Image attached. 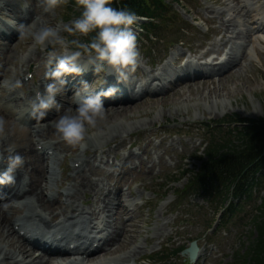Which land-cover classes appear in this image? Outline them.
I'll return each mask as SVG.
<instances>
[{
    "label": "bare ground",
    "instance_id": "1",
    "mask_svg": "<svg viewBox=\"0 0 264 264\" xmlns=\"http://www.w3.org/2000/svg\"><path fill=\"white\" fill-rule=\"evenodd\" d=\"M212 1L218 6L202 7L197 15L204 23L212 25L216 39L208 44L189 45V54L177 48L164 62L143 69L138 79L130 77L127 83H118L116 76L106 71L96 73L94 66L88 65L85 54L80 62L86 69L82 73L85 75L81 79L78 78L81 75L75 74L64 77L65 90L56 97L60 111L49 110L37 121L30 115L29 102L37 91L42 92L53 82L46 76L49 71L47 52L42 53L37 48L30 50L27 45L32 41L20 40L16 27L24 24L35 30L56 26L37 0H27V11L21 8L24 0H0V12L5 10L9 19L0 21V117L5 119L6 129L15 125L12 120L15 116L21 123L29 124L22 138L17 139L9 130L7 139L0 141V154L4 157L0 159V174L7 169L5 149L9 144L15 145L16 152L24 157L23 167L14 173L15 183L0 185V264H131L144 255L150 238L157 239L158 245L170 238L171 232L162 227L165 223L158 226L156 220L149 236V231L142 230L149 220L136 221L131 216L133 208L140 210L143 204L137 205L136 200L142 194L136 187L134 191L138 196L135 197L130 183L137 175L146 178L158 175L161 169L167 168L164 156L169 160L175 157L173 142L160 137L161 131L152 133L151 126L164 119V106H171L175 116L188 115L190 107L200 115L214 110H220V115L230 111L228 98L241 91L235 80L239 81L248 68L252 70V62L255 57L259 59L258 54L264 55V0ZM19 45L25 50L21 56L16 52ZM25 56L27 59L21 62L20 58ZM30 71L34 76L26 84L21 78ZM171 74L172 77L166 78ZM6 80H20L25 90L21 87L9 92L3 87ZM97 81L103 84L98 86ZM82 82H87L93 93H102L110 87L118 91L112 96H102L103 104H107L104 105L106 119L99 123L88 147L77 153L55 140L54 122L66 110L75 111L74 93L83 86ZM226 84L231 86L226 87ZM249 91L253 88L249 87ZM22 97L24 99H20ZM133 101L136 102L127 103ZM140 117L147 120L138 121ZM187 121L186 118L181 120ZM137 131L147 132L138 150L131 151L133 144H130L129 150L121 152L124 141ZM151 136L160 137V143L155 144ZM194 136L191 132L190 140ZM113 143L114 147L109 146ZM179 144L182 146L181 140ZM189 145L191 149L196 147L192 141ZM40 146L42 149L38 148ZM60 153L71 159L68 176L64 173L67 168L55 173L51 165L52 159ZM111 155L119 158L115 169L122 170L120 179L113 180L110 173L104 171ZM63 181L68 184L60 187ZM140 186L145 184L141 182ZM56 219L60 221L54 223ZM142 232L146 236L139 242ZM36 251L40 253L35 255ZM203 254L204 249L198 248L195 262Z\"/></svg>",
    "mask_w": 264,
    "mask_h": 264
},
{
    "label": "rangeland",
    "instance_id": "2",
    "mask_svg": "<svg viewBox=\"0 0 264 264\" xmlns=\"http://www.w3.org/2000/svg\"><path fill=\"white\" fill-rule=\"evenodd\" d=\"M71 1L75 0H69L68 4L58 7L53 12L49 13V15L55 26L62 30L61 36L69 41L79 39L81 42L87 43L88 40L91 39L90 37L80 35L72 36L64 31V26H70L71 22L79 18V13H81V10L78 8H72ZM165 1L170 11L169 17L172 18V20L165 21L164 24L160 23L157 30L151 32L150 36H147L144 31L142 32L139 23L133 26L137 32V43L141 53V61L143 60L141 65L137 68V71L131 76V78L133 77L135 80L138 79L143 69L158 66L177 48H181L182 51L189 54V45L195 46L202 42L208 44L211 40L216 39L212 30V25H207L200 16L197 15L199 14L198 12L202 11V7L209 5L217 7L218 5H214L212 0H177V3H172L170 0ZM0 15V21L9 20L5 15V10H2ZM1 43L2 41L0 40V45ZM22 43L23 42H21V44ZM20 45L16 48L18 56H21L23 52H25L24 49L20 48ZM31 45L32 44L29 43L27 47H31ZM258 48L259 46L255 51L256 55L259 53ZM37 49L41 51L39 48ZM48 50L50 51L51 49L49 48ZM75 50L77 49L71 46L69 47V51ZM56 51L59 52L61 49H56ZM41 52L45 53V51ZM252 53L254 54V52ZM258 55L259 59L255 57L252 62V70L248 68L246 73L244 72L240 75L241 77L239 76V81L235 80V84L240 86L241 91L234 97L231 96L228 98V102L231 104L230 111H226L224 114L220 115V110H214L211 113H201L200 115L193 107H190L188 115L175 116L174 109L171 106H164V119H160L151 126L152 133L161 131L160 137L173 142L175 147L173 154L175 157L174 160H169L167 156H164L167 162V168L161 169L158 175H153L149 178L143 175H137L132 182L130 181V188L133 190L134 196H138L134 191L136 187L139 188V192L142 194L137 199L138 201L136 200L137 205L143 204V209L137 210L133 208L134 213L131 216L136 221L139 219L149 220L148 223L143 226L144 229H142L143 232H146V230L149 231V236L152 235V228L156 226V220L159 221L158 226H162V223H165L162 227L169 230L171 236L161 245H158L157 239L150 238L145 244L144 255L139 258L140 260H136L135 263L131 261V264H189V262L186 261V255L172 254H174L173 252L178 248H187L193 241L196 242L199 248H202V250L204 249L205 254L199 257L193 264H243V257L247 254L256 236L252 223L254 218L260 213L258 207L261 205V201L264 198V174L260 178L258 187L252 192L251 198L242 202L239 210L232 214H228L225 210L229 202L222 205L212 196L195 194L192 192L188 193L187 190L183 191L185 189L184 187L187 186V180L189 178L184 174L196 171L200 168V161L202 160L201 157H204L203 149L206 144L220 142L226 138H230L234 136L237 131L236 129L241 128L242 125H220V123L226 121L228 117L237 116L240 119L246 120L258 119L262 116L264 110V55ZM85 57L86 56H84V58ZM33 76L34 72L30 71L26 73V75L24 74L21 79L28 84ZM246 78L247 80H245ZM101 84H103V81H97L98 86ZM226 85V87L231 86V84ZM98 86H96V88ZM211 87L213 86L211 85ZM211 87H209V89H212ZM249 87L253 88V91H249ZM22 88L25 90L24 87ZM20 99L24 98L22 97ZM134 102L136 101L127 103L132 104ZM172 116H174V119ZM184 118L188 120L187 123L181 122ZM12 120L15 123V125L12 126L16 127H7L6 132L11 130V135L15 137L18 136L17 139H20L23 137V131L29 127V124L26 122L21 123L16 116L13 117ZM140 120L147 119L145 117H140L138 121ZM207 125H209V127H206ZM191 132L194 133L195 136L190 140ZM146 135L147 132H135L129 139L124 141V147L121 149V152L129 150L130 144H133L131 151H137L138 145L144 142V137H146ZM160 137L155 138L151 136L150 139L155 144H159ZM180 140L182 146L184 145L183 147L179 144ZM191 141L196 145L194 149H191L189 145ZM115 145L116 144L113 143L109 146L114 147ZM38 148L42 149V146ZM76 152L81 153V150L76 149ZM45 153H47V151H45ZM55 157L56 158L52 159L53 163H51L55 173H61L62 169L65 167L67 170H65L64 173L65 176H68L71 166L70 157L64 158L62 153L57 154ZM175 160L176 165L173 166ZM118 162L119 158L111 155L108 163L104 166V171L110 173L109 176H111L113 180L120 179L122 176V170L115 169V163L118 164ZM168 162L172 164L171 167H169L170 164ZM155 171H157V169ZM141 182H143L145 186H140ZM66 184H68L67 181H63L60 187H64ZM124 189L126 190L127 187H124ZM57 220L60 221V219L52 221L55 223L58 222ZM143 232L138 238L139 242L146 236V233ZM101 252L102 251H99L98 253ZM39 253L40 251H36L35 255ZM66 255L69 256L70 254H65V256ZM74 258L78 257L74 256Z\"/></svg>",
    "mask_w": 264,
    "mask_h": 264
},
{
    "label": "clouds",
    "instance_id": "3",
    "mask_svg": "<svg viewBox=\"0 0 264 264\" xmlns=\"http://www.w3.org/2000/svg\"><path fill=\"white\" fill-rule=\"evenodd\" d=\"M69 0H37V4L45 13H51L58 7L68 4ZM112 0H75L74 6L81 9L79 18L71 25H65L64 31L72 36H92L89 43L79 39L67 40L60 35V30L52 26H43L33 30L32 26L20 24L16 27L20 40H31L30 50L39 48L47 52L49 71L47 78L53 82L37 91L29 102L30 115L37 121L42 120L49 110L60 111L61 105L56 97L65 90L66 75H81L86 69L81 66V60L87 54L89 66H94L96 73L108 70L114 74L118 83H127L130 77L141 65V53L138 49L137 32L134 25L142 19L136 12L124 8L117 9L109 6ZM27 11V0L21 4ZM77 50L69 51V47ZM61 49L58 54L56 48ZM51 49L50 51L48 49ZM21 62L27 57H21ZM55 65L53 68L52 66ZM78 88L75 111L68 109L54 122V138L56 141L76 150L83 151L88 147V141L95 138V130L101 121L106 119V111L102 96H112L118 89L110 87L102 93H93L87 82ZM3 87L9 92L22 87L20 80L4 81ZM6 121L0 117V141L7 139ZM5 151L8 153L7 169L0 174V185L14 184V173L24 165V157L16 152L15 145L9 144ZM0 154V159H3ZM27 177L23 178L26 181ZM22 181V182H23Z\"/></svg>",
    "mask_w": 264,
    "mask_h": 264
},
{
    "label": "trees",
    "instance_id": "4",
    "mask_svg": "<svg viewBox=\"0 0 264 264\" xmlns=\"http://www.w3.org/2000/svg\"><path fill=\"white\" fill-rule=\"evenodd\" d=\"M71 2L72 8L75 7V1ZM170 2L177 3V0ZM165 3V0H112L109 6L127 8L145 18L146 22L141 25V29L150 36L160 23L172 20ZM94 35L92 33L88 37L92 39ZM220 125L242 126L236 129L234 136L204 146L200 168L184 174L189 178L183 191L212 196L222 205L229 202L225 210L232 214L239 210L242 202L251 198L264 174V110L258 119L245 120L233 116ZM258 209L260 213L252 223L256 236L243 257V264H264V198ZM184 249L178 248L172 255L181 254Z\"/></svg>",
    "mask_w": 264,
    "mask_h": 264
},
{
    "label": "water",
    "instance_id": "5",
    "mask_svg": "<svg viewBox=\"0 0 264 264\" xmlns=\"http://www.w3.org/2000/svg\"><path fill=\"white\" fill-rule=\"evenodd\" d=\"M198 246L195 241L191 242L187 249L182 254L186 255L191 263L195 262Z\"/></svg>",
    "mask_w": 264,
    "mask_h": 264
}]
</instances>
